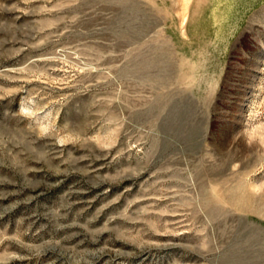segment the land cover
I'll return each instance as SVG.
<instances>
[{"label": "rangeland", "instance_id": "obj_1", "mask_svg": "<svg viewBox=\"0 0 264 264\" xmlns=\"http://www.w3.org/2000/svg\"><path fill=\"white\" fill-rule=\"evenodd\" d=\"M0 264H264V0H0Z\"/></svg>", "mask_w": 264, "mask_h": 264}]
</instances>
